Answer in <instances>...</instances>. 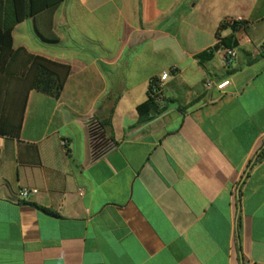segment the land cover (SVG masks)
Wrapping results in <instances>:
<instances>
[{"label": "crops", "instance_id": "obj_1", "mask_svg": "<svg viewBox=\"0 0 264 264\" xmlns=\"http://www.w3.org/2000/svg\"><path fill=\"white\" fill-rule=\"evenodd\" d=\"M228 16L250 43L224 68L211 49L234 38ZM11 36L0 264H264V0H63ZM28 55L69 68L59 98L31 89ZM173 68L163 113L142 120ZM91 119L117 144L100 159Z\"/></svg>", "mask_w": 264, "mask_h": 264}, {"label": "trees", "instance_id": "obj_2", "mask_svg": "<svg viewBox=\"0 0 264 264\" xmlns=\"http://www.w3.org/2000/svg\"><path fill=\"white\" fill-rule=\"evenodd\" d=\"M63 0H7L5 11V30L0 31V66L8 52H12V30L14 26L25 19L39 14L46 10H54ZM56 39V38H55ZM54 39V40H55ZM222 46L237 47V42L233 37L222 39V43L211 49L213 53ZM204 59V56H200ZM29 72L31 75V89H35L45 95L59 98L62 95L66 81L69 76V68L42 57L28 55ZM140 117L144 121H152L156 116H160V111L150 96L148 101L138 107ZM99 132H94L90 128L92 139V150L95 159H100L116 149V142L108 135L106 122L94 119ZM264 155V153L262 154Z\"/></svg>", "mask_w": 264, "mask_h": 264}, {"label": "built area", "instance_id": "obj_3", "mask_svg": "<svg viewBox=\"0 0 264 264\" xmlns=\"http://www.w3.org/2000/svg\"><path fill=\"white\" fill-rule=\"evenodd\" d=\"M231 28L234 29V39L237 42V47H226L222 46L219 50L221 54V64L224 68H229V66L237 59L238 49L241 46L243 40L250 43V39L246 37V23L243 17L241 16H228L226 17L220 26V31ZM222 43V39L218 38V44ZM177 74L176 68L162 72L158 77L152 80L149 89V96L153 99L155 105L160 111H163L165 108V100L167 98V86L171 79H173ZM230 84V81L226 80L222 83L215 85L213 82L207 83L206 87L211 89L216 87L219 92H224L227 86ZM91 125V126H90ZM88 126L93 128L94 132H99V129L96 128L94 119L89 120ZM38 193L36 189H22L20 190V197L22 199H27L30 196H34ZM83 191L79 190V195L83 196Z\"/></svg>", "mask_w": 264, "mask_h": 264}]
</instances>
